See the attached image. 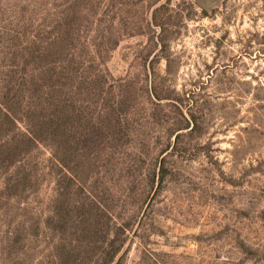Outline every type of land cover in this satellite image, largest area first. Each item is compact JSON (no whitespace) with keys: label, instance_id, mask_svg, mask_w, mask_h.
I'll return each instance as SVG.
<instances>
[{"label":"rangeland","instance_id":"rangeland-1","mask_svg":"<svg viewBox=\"0 0 264 264\" xmlns=\"http://www.w3.org/2000/svg\"><path fill=\"white\" fill-rule=\"evenodd\" d=\"M0 264H264V0H0Z\"/></svg>","mask_w":264,"mask_h":264}]
</instances>
